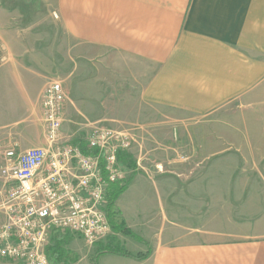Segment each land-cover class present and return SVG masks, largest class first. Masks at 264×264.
I'll return each instance as SVG.
<instances>
[{"label":"crops","instance_id":"crops-1","mask_svg":"<svg viewBox=\"0 0 264 264\" xmlns=\"http://www.w3.org/2000/svg\"><path fill=\"white\" fill-rule=\"evenodd\" d=\"M42 3L52 9L69 39L90 46V53L116 57L124 71L135 73L141 107L196 119L232 112L239 114L231 117L236 124L224 134L253 135L250 114L256 104H264V0ZM7 18L0 8V60L7 61L0 64V104L22 111L10 144L23 151L42 146L29 138L24 121L44 75L15 61ZM96 90L90 86V104L99 103ZM251 141L241 150L252 149ZM130 174L115 208L132 237H115L130 255L147 256L102 255L98 264H264V187L256 191V185H264V170L240 177L232 191L224 187L229 181L222 176L180 187L166 177ZM195 190L207 201L197 208L192 203ZM224 195L232 196L237 210L223 202Z\"/></svg>","mask_w":264,"mask_h":264},{"label":"rangeland","instance_id":"rangeland-1","mask_svg":"<svg viewBox=\"0 0 264 264\" xmlns=\"http://www.w3.org/2000/svg\"><path fill=\"white\" fill-rule=\"evenodd\" d=\"M0 8L9 15V40L15 44V61L43 71L42 86L24 123L30 128L29 138L41 142L40 147L48 155L52 148L44 139L41 98L50 82H59L64 91L59 144L76 143L77 139H85L95 130L129 137L131 143L126 154L132 166L124 164L126 181L131 176L130 171L156 179L166 177L178 182L180 187L222 176L229 181L224 187L232 191L240 177L263 173L264 104H256L254 114H250L254 116V133L249 136L224 134L236 124L231 117L239 114L232 112L196 119L178 112L141 107L138 102L140 85L136 83L135 73L124 71L116 57L90 53V46L69 39L56 22L55 13L46 8L42 0H0ZM6 63L0 60V64ZM90 86L97 89L99 103L90 104ZM16 107L0 104V203L5 183L1 153L12 147L13 130L20 126L16 121L22 111ZM94 111L96 115L92 117L90 114ZM104 113L107 117L103 118ZM251 139L253 150H241L246 147L247 140L252 143ZM256 187L257 192H262L264 185ZM195 191L192 203L197 208L207 201L200 199L198 190ZM231 195H224L223 202L232 203L237 210V202ZM2 222L0 211V225ZM61 233L72 238L65 249L77 255L73 264H98L100 256L95 257L96 247L86 246L72 233Z\"/></svg>","mask_w":264,"mask_h":264},{"label":"built area","instance_id":"built-area-1","mask_svg":"<svg viewBox=\"0 0 264 264\" xmlns=\"http://www.w3.org/2000/svg\"><path fill=\"white\" fill-rule=\"evenodd\" d=\"M64 91L59 82L43 90L44 139L52 148L1 153L5 183L1 194L0 264H64L50 259L46 248L52 231L68 232L92 247L111 230L105 214L110 184L125 185L127 169L118 155L131 140L107 130H95L83 142L62 140ZM81 147L94 154L82 153Z\"/></svg>","mask_w":264,"mask_h":264},{"label":"trees","instance_id":"trees-1","mask_svg":"<svg viewBox=\"0 0 264 264\" xmlns=\"http://www.w3.org/2000/svg\"><path fill=\"white\" fill-rule=\"evenodd\" d=\"M82 153L86 155L94 154V151H87L81 147ZM118 160L127 167H131L130 157L123 153L118 155ZM127 184L120 186L118 184H110L106 190L105 197V214L108 225L111 230V235L106 238L105 243H100L96 246L95 257L102 255H117L124 258H134L137 260H144L147 255L138 254L136 256L130 255L123 246L119 243L116 234L131 236L132 233L125 227L124 221L120 214L116 211L115 202L118 196L125 190ZM72 241L68 234H62L59 231H52L50 238V245L46 248V255L57 262H64V264H73L77 261V255L65 249V246Z\"/></svg>","mask_w":264,"mask_h":264}]
</instances>
